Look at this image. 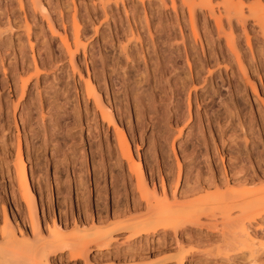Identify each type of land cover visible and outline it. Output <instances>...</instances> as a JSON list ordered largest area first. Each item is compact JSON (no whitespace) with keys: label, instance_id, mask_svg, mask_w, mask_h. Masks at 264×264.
I'll list each match as a JSON object with an SVG mask.
<instances>
[{"label":"rangeland","instance_id":"obj_1","mask_svg":"<svg viewBox=\"0 0 264 264\" xmlns=\"http://www.w3.org/2000/svg\"><path fill=\"white\" fill-rule=\"evenodd\" d=\"M175 2L176 5L173 8L171 0H0L2 12V19L0 20L2 40L0 42V151L2 152L1 147L12 150V155L7 157V161H5L4 154V158L0 155L1 159H4V166H8H5V170H0L1 264H9L8 260L13 256L23 258L43 250V241L50 245L46 248L51 260L48 261V264H179L178 259L180 257H183L182 264H264V213L250 222H246L244 219L247 232L238 233L239 235L234 233L229 225V228L224 226L217 214L216 217H202V221L205 223L211 222L208 225L186 224L176 231L159 228L151 236L142 234L137 238H132V228L127 231H112L115 238L112 240L111 250L105 251L103 249L104 239L97 242L91 241L86 249H80L77 238L79 235L89 231L106 235L115 226H131L148 219H154L150 214L116 216V208L128 209L130 207L128 205L127 208L123 207L125 205H120L123 204L121 202L120 207H116L118 199L114 195L116 190L112 187L113 179L111 177L118 175L117 167H114L110 173L108 172L105 180L106 188L97 190L94 184V170L99 163L97 160L102 161L101 156L96 154V163H91L90 147L87 141L88 129L87 127L81 129L74 122V117L68 114L73 109H77L78 105L83 106L84 98L89 101L90 111L94 109V100L97 97H100L103 103L113 110L114 122L112 124L101 123L103 127L102 136L104 138L105 132L115 146L118 145L119 141H123L126 151H129L132 156L135 167L136 163L141 160L143 170L149 173L150 170L157 171L158 165L162 167L172 165V179L176 180L178 174L179 178L177 183L174 182L170 186L167 182L169 198L170 196L180 198L181 195H185L184 188H182L185 184L188 183L186 188L190 187L195 175L203 178L209 172L204 167L205 165H202L205 164L203 162L194 166L196 169H189L191 165L187 160L182 159L181 154V149L187 144L192 147L193 143L195 145L197 143L200 148L204 147L203 138L199 136L201 133L198 132L201 125H204L207 141H210V135L213 132L210 134L209 130L218 129L217 124L221 126V123L222 125L228 123L227 120H230V117L235 125H238L241 119L243 120V117L240 119L236 114L240 108L243 109L242 113L246 114L250 109L252 110V107L256 108V105L260 104L264 113V67L261 68L264 66V37L260 31L261 24H258L255 18L249 15L250 10L248 8L249 5L255 6L256 10L261 9L264 14V0H233L234 3L241 2L243 4L242 12L243 15L247 16L244 22L238 21L237 15L231 12L234 24L233 22L230 24L222 14V23L226 32L228 34L232 32L234 44L235 46L238 45L236 48L242 68L236 67V70L246 83L245 91L242 93L243 96L239 102L234 101L230 85L226 82L222 84L217 78L213 86L220 88L218 96H214L212 105L200 109L198 96L191 86L193 95L190 104L188 105L187 101L185 105V118L187 120L184 124L175 125L173 118L168 122L165 117L168 107L171 108L175 103L173 100V103L168 105L170 93L166 94L163 91L159 93V98L154 96L151 82L144 83L142 89L137 87L143 82L140 84L137 82L135 73H133L135 69L131 67L134 63L125 64L118 46H122L130 40L128 51L130 54L136 52L140 46L139 39L136 38L138 35L136 21L139 18L144 21L142 24H145L146 20L150 24L151 30L146 29V34H141L145 43L160 41V36L165 34L162 27L174 23L176 17L181 18L182 13L188 24V7L182 5L180 0H175ZM212 2L217 9L220 8L218 10H222L220 6L223 0H212ZM216 8L215 13L218 15L219 11ZM153 14L156 15L153 16ZM10 20H13L14 25L8 24ZM199 21L197 28L201 29L203 20ZM211 22L213 23V20ZM173 25L175 31L174 36L172 34L173 39L172 37L171 39L180 44L183 53L184 46L178 37L180 28L176 24ZM76 30L79 31V39L82 43L75 51L73 40ZM64 36L70 39L69 42L72 43L74 55L63 45L62 38ZM222 42L225 43L223 38ZM10 46L16 47V49L20 48L21 53L17 59L10 55ZM197 49L201 53L199 44ZM137 51V55H141L139 49ZM120 54L121 58L118 57ZM258 55L262 58L261 61ZM182 57L186 71L187 58L184 54ZM102 59L105 62L107 60L105 71L111 69L114 60L118 62L116 67L115 65L113 67L116 70V73H113L117 76L116 81L120 82L122 78L129 77L127 83H130L133 94L120 87L119 84L114 86L113 93L111 83L102 79ZM189 60L191 62L192 57ZM257 60L261 64L260 70L257 67ZM35 67L39 69L38 77L35 75ZM221 68L222 70L219 71L217 68L209 67L214 77L225 72L222 65ZM96 74L101 76L100 80L95 79ZM209 75L207 71H204L203 76L208 78ZM180 76H184V73L180 72ZM209 79L210 77L207 79L208 86L210 85ZM171 81L173 83L172 78L168 85ZM162 83L165 84L164 76ZM195 85L200 86L196 83ZM86 86L91 92L89 95L86 93ZM106 89L109 90L108 93ZM201 92L199 89L197 93L200 94ZM135 97L138 99L136 100ZM142 100L144 101L142 102ZM137 101L138 111L143 107L147 108L150 103V108H147L149 118L144 115V112L138 113V116L135 115L133 104L136 102L135 105L137 106ZM196 109H199V118L195 115ZM221 112L227 114V119H219L218 115ZM82 113L84 115V112ZM190 114L195 115V117L190 118ZM230 114L232 115L230 116ZM253 121L257 125L258 122ZM181 128L183 130L180 133L179 129ZM255 129L254 135L259 136L263 133L260 128V130L258 129V126H255ZM234 132L239 134V139L249 137L242 135L240 130ZM234 132L231 129L226 131L223 134L224 139H227ZM81 139H85V141L81 142ZM161 142L162 144H160ZM19 146L25 160V170L29 173L30 184L24 191L27 200L24 199L23 192L19 189L18 179L21 170L17 158ZM199 147H197L198 150ZM165 150L167 153H164ZM104 151L105 149L101 154H104ZM160 151L163 153L160 154V158H157ZM206 151L209 154L208 150L202 148L199 152L197 151L196 155L203 152L200 155L205 158ZM86 153L87 155L84 156L83 154ZM217 154V164L221 165L220 167L227 165L232 156L228 154L227 150ZM122 161L127 173V163L124 159ZM110 162L114 163L115 158L111 159ZM178 165L181 166V170H178ZM136 170H138L137 167ZM260 171L259 176L262 184H264V178H262L264 171ZM220 172L221 177L224 176V180L221 183L218 182L220 183L217 187L219 189L227 185L236 186L237 181L239 185L241 184L239 180L252 174L251 170L249 173L241 171V174L236 176V172L240 173V170H236L235 174L231 175L229 172L227 184V170ZM74 174L76 177L77 175L81 176V183L84 180L86 182L80 186L77 185ZM260 174H263L262 177ZM149 175L150 173L147 174L148 177ZM128 177L130 182L132 181L131 185L135 186L136 176L129 173ZM157 177L155 188L160 193L163 191V187L159 176ZM150 185L149 189H152L154 184ZM117 188L119 189L120 186ZM30 189L33 190L35 197L30 195ZM122 193L123 190L120 189L117 192V197L119 198ZM205 194L203 190L201 195ZM189 199L190 197L186 196H182L180 199L187 200L181 208L182 210L189 211L195 208V202H189ZM236 213V210L232 211L231 216ZM36 217L38 218L36 219ZM213 218H216V221ZM36 221H39L42 231L41 239L37 242H35L36 237L32 232V227ZM212 221L215 222L212 223ZM229 229H231L232 234ZM241 234L244 237L243 235L238 237ZM231 235L233 237L238 236L233 239ZM68 244L73 246L77 244L79 249L69 254L65 246ZM58 246L63 247L65 251L57 253ZM98 247L103 248L100 249L97 256L89 260L87 254H93L92 251Z\"/></svg>","mask_w":264,"mask_h":264},{"label":"bare ground","instance_id":"obj_2","mask_svg":"<svg viewBox=\"0 0 264 264\" xmlns=\"http://www.w3.org/2000/svg\"><path fill=\"white\" fill-rule=\"evenodd\" d=\"M171 2H172L173 8H175V5H176L175 0H171ZM180 3L182 5H184L185 7H188V10H189V12H188V24L184 20V14L182 13L181 18L176 17L174 23H169V26L167 24L165 26L163 25L164 28L162 27V29H164L163 31L165 34L163 33L164 35L160 36V38H161L160 41H158L157 43H155V42L145 43V41H143V39L141 38V34H146L145 33L146 29L148 31L151 30L149 21L146 20L145 24H142V22H144V21H142L140 18L137 20V18H136V20H137L136 24L138 25V26L136 25V31L138 34L136 38L139 39L140 46L138 49L141 52V55H137V52H138L137 47H136L137 50L135 49L136 52H134V54L133 53L130 54V52L128 51L129 45H130L129 44L130 40H128V43H126L122 46H118L119 52L124 57L123 59L125 61V64L129 65V62L134 63V65H132L131 67L133 69H135V71L133 73H135L134 75L137 78V82L139 84L143 82L142 85L137 86L139 89H142L144 87V83H147V82L150 83L151 82L152 83V90L155 94L154 96H158L159 93L163 92V91H164L163 93H166V94L168 92L170 93L169 98L167 96L168 105L171 102L173 103V100L175 101V103L173 104V106L171 108L168 107V111H167V113H165L166 114L165 117H166V120L168 122H170L171 118H173L175 125L184 124L185 121L187 120L185 118V105H186L187 101H188V105L190 104L189 102L191 101V97L193 95L192 90L190 89L191 86L193 87V91L196 94V96H198L197 97V99L199 100L198 107H200V109H202L203 107H207L209 105H212V103L214 101V96L215 95L218 96L220 88L219 87L215 88V85L213 86V83H215V80L217 78H219V81L222 84L226 82L230 85V87L232 88V89L230 88L232 91L231 95L233 96V99L236 102L237 101L239 102V100L242 98V96H243L242 93L245 91V87H246L245 80L242 78V76L236 70V67L242 68L241 59H240V56H239L237 48H236V46H238V45L235 46V44H234L235 42L233 41L232 32H230L228 34L226 32L224 26H223V23H222V14L226 17V19H228V22L230 24L233 22L232 17H231V12H233L235 15H237L238 21H241V22L246 21L247 16L243 15V12H242L243 4L241 2L234 3L233 0H223L222 4L220 6V7H222V10H218L220 8L217 9L216 6L213 5L212 0H180ZM215 8L217 9V11H219L218 15H216V13H215V11H216ZM248 8L250 10L249 15L251 17L255 18V20L257 21L258 24H261L260 31L264 37V14H263V11L261 9L259 11L256 10L255 6H252V5H249ZM131 10H133V9H131ZM154 10H156V9H154ZM221 12H223V13H221ZM134 14L135 13L133 12V15ZM155 15L153 14V16H155ZM1 19H2V12L0 10V20ZM151 19L153 20V18H151ZM151 19H150V23H151ZM201 19L203 20V23H202L201 29H199V28H197V23H199L200 22L199 20H201ZM13 20L15 21V19H13ZM13 20L8 21V24H10V26L14 23V22H12ZM211 20H213V23L211 22ZM173 24H176L180 28V33H178L179 35L177 33L176 34L180 38L181 44L184 46V52L183 53L181 52L180 44L177 41H172V39H173L172 34L175 31ZM233 24H234V22H233ZM28 30H29V28H28ZM173 36H174V34H173ZM116 37H117V34H116ZM121 37H122V35H121ZM171 37H172V39H171ZM222 38L225 40L224 44L222 42ZM69 40L70 39L67 36H64L62 38V43L66 47V49L69 52H71V54H73L72 45H71L72 43L69 42ZM1 41L2 40H1V31H0V42ZM239 42L241 43V41H239ZM80 43H82V42H80V39H79V31L76 30L75 34H74V40H73V47L75 48V51L81 45ZM198 44H199V47H201V53L197 49ZM239 46H240V44H239ZM9 49H10V55H12L13 58L17 59L19 53H21L20 48L16 49V47L13 48L12 46H10ZM255 49H256V47H255ZM245 50H244V53L246 52ZM0 52H1V49H0ZM121 54L118 57L121 58ZM183 54L187 58L186 59L187 60L186 71H185V66L183 64V60H182ZM190 57H192L191 62L189 60ZM261 59L262 58L260 57L259 60L261 61ZM1 61H3L2 58H1ZM104 62L105 61L102 59V71H103L102 79L106 80L105 82L109 81L111 83V88L113 90V93H114V86H117L118 84L120 85V87L125 88L126 91H128L129 93H132L133 89H132V87H130V83H127L129 77L126 76V78H122V80L120 82L116 81L117 76H116V74H113L116 70L113 67H114V65L116 67L118 62H115V60H114L113 65L111 66V69H109V70L106 69V71H105V68L107 67V63H106L107 60L105 63ZM257 62H258V60H257ZM259 62L257 64V67L260 70L259 67L261 64ZM111 63H112V61H111ZM179 64H181V65H179ZM221 65L224 67L223 70H225V72L224 73L222 72L220 75L214 77L213 73L209 69V67L217 68L220 71V70H222ZM263 67L264 66H262L261 68H263ZM28 68H29V66H28ZM178 69L180 71H177ZM204 71H207L210 74L209 75V77H210V79H209L210 85L209 86H208V81H207V79L209 77L207 78V77L203 76ZM180 72L184 73V76L181 77ZM129 74H130V72H129ZM35 75H36V77H38V75H39V69L37 67H35ZM95 76H96L95 79L100 80L101 76H99V74H96ZM163 76L165 78V84L162 83L163 82ZM171 78L173 79V83L171 81V83H169V85H168V82H169V80H171ZM161 83H162V85H160ZM195 83L200 85V86L197 87L195 85ZM216 83H217V81H216ZM162 89H164V90H162ZM199 89L202 91L200 94L197 93ZM106 90L108 93L109 90L108 89H106ZM86 93L88 95L91 93L89 91L88 86H86ZM146 95H148V94H146ZM106 97H107V95H106ZM104 98H105V96H104ZM138 98H139V96H138ZM138 98L135 97L136 100ZM158 98H159V96H158ZM160 98H162V97L160 96ZM171 98H172V100H169ZM147 100H150V98H147ZM143 101L144 100H142V102ZM63 103H65V102H63ZM88 104H89L88 99L84 98L83 99V106L78 105L77 109H73L71 112H68V114H70V116L74 117L73 120H74V122H76L77 126L79 125L81 127V129H83L84 127H87V129H88L89 133L87 135V141H88L89 147H90V153H91V159H92L91 163L95 162L96 154L101 156L102 161L100 162L97 160V162H99V163H97V167L94 170V184H95L97 190H101V189L106 188L105 180H106V176H107L108 172L110 173L111 171L114 170V167H117L118 172H119L118 175H116L115 177L114 176L111 177L113 179V181L111 182L112 187L116 190V192L114 191L115 194L114 193L113 194L115 195L116 199H118L117 200L118 205L116 207H120V205H125L123 207H126V208H127V205L130 207H128V209L116 208L115 209L116 216H118V215H126L127 216L129 214L131 216L132 215L137 216V215H141V214H150V216H152L154 218V219L145 220L143 222H139V223L131 225V226H115L106 235H101L98 232L94 233L92 231L91 232L89 231L87 233H84L82 235L77 236V238L79 239L80 249H83V248L86 249V246L91 241L97 242V241H101V239L105 240L104 248L98 247V248L94 249V251H92L93 254H89V255L87 254L89 260L91 258L93 259V257L97 256L99 254L101 248H103L105 251L111 250V248H112L111 243H112V240L115 238L112 235V231L113 232H115L117 230L127 231V230L132 228L133 229L132 238H137L138 236H140L142 234H146L147 236H151V235H154L158 231L159 228L164 229V230L171 229V230L176 231L177 229H179V227L186 226V224H189V225L196 224V226L197 225H205L207 223L202 221V217H206V218H207V216L216 217V215L218 214V217L220 216V218H221L220 221H221V223L223 222L224 226L228 227V225H229V227L232 229V231L234 233L240 234V233H246L247 232V225H245L246 222H250L253 219H255V217H257L258 215L264 213V184H262V181H261L260 176H259V173L261 172L260 170L264 171V113L262 111L260 104L256 105V108L252 107V110L250 109L248 111V113H246V114L242 113L243 109L240 108L238 110V112H236V114L238 117H240V119L243 117V120L241 119V122L238 123V125H235L233 119L230 117L229 118L230 120H227V122L229 121L228 123H223V125L221 123L220 124L221 126H219V124H217L216 126L218 127V129L215 128L216 129L215 130L212 127H211L212 129H210V130L208 129L210 134H211V132H213V134H211L212 136L210 135V139H211L210 141H207L208 139H207L206 130H205L204 125H201L198 128L199 131L198 130L197 131L199 132V134L201 133V135H199V136H202V138H203L202 144L204 145V147L202 145L201 146H202V148H205L206 150H208L209 154L206 151L205 152V154H206L205 158L202 155H200L203 152L200 153L199 155H196L197 151L199 152L202 149L199 147L200 145L197 143H196V145L193 143L192 147H190V145H188V144L185 145L184 148L181 149L182 153L181 152L180 153L182 154V157H183L182 159L184 161L187 160L189 165H191L189 167V169L195 168L194 166H196L199 162H203L205 164H202V163L201 164L203 166L205 165L204 167L209 172L206 175V177H203V178L195 175L194 181L193 182L191 181L192 182L191 186L189 185L190 187H187V188L185 187V186H188V183L186 182L187 184H185V186L182 187V188H184L183 192L185 193V195L184 194L181 195L180 198H177L175 196H172V197L170 196V198H169V196L167 195L168 186H170L172 183L174 184V182L177 183V179L179 178V174H178V178L176 180L172 179V176H173V173L171 172V170H172L171 166L172 165L171 166L168 165L169 167L168 166L162 167V166L158 165V170L157 171L156 170H154V171L150 170L151 172H149L150 175L148 177L147 174H149V173H146V171L143 170L142 161L140 160L136 163V167L138 169V170H136V167L132 162V156L129 153V151H126L124 142L119 141L118 145L115 146L112 144L111 139L107 136V134L104 131H103L105 134L104 138L102 136V128L103 127H102L101 123L108 122L109 124H112L114 122L115 114L113 113V110L110 107H107V105L105 103H103V101L101 100L100 97L95 98L94 109H92V111L89 110ZM135 104H136V102H135ZM135 104H133L134 109H135V115L138 116L137 115L138 113L144 112L145 113L144 115L146 117H148V115H149L148 111L149 110L147 108L149 107L150 103L148 104V107H147L146 103H144L147 108L143 107L142 108L143 110L141 109L139 111L137 110V109H139L138 108V101H137V106ZM122 111H125V110H122ZM82 112H84V115ZM198 114H199V109H196L195 115H197V117L199 118ZM232 114H230V116ZM195 115L192 116L190 114V118L192 117V119H193V117H195ZM218 116L220 117L219 118L220 120L221 119H223V120L227 119V114L225 115L224 112H221ZM257 117H258V120H257ZM202 118H203V116H202ZM136 119H137V117H136ZM71 120H72V118H71ZM253 120L258 122L257 125L254 123ZM254 124H255V126H258V129L260 128L261 131L263 132L261 135H259V136L254 135L255 130H256ZM214 127H215V125H214ZM230 129L232 130V132H234L235 130H240L242 135H248L249 137L239 139V134H235V132H234L232 135L230 134L229 137H227V139H224L225 137L223 136V134ZM182 130H183L182 128L179 129V132L181 133ZM196 138H198V137H196ZM199 138H201V137H199ZM80 141L84 142L85 139H81ZM189 141H190V139H189ZM157 143H158V141H157ZM160 144H162V142ZM197 145H199V146H197ZM196 146L199 147V150L197 149ZM161 147L163 148V146H161ZM189 147H190V149H189ZM104 149H105V151H104L105 153L101 154V152ZM1 150H2V152L0 151V153H2V154H0V155H2L3 158L5 155V161H7L6 160L7 157L9 158V156L12 155V150L2 149V147H1ZM167 150H169V149H167ZM226 150H227L228 154H230L232 156L229 158L227 165H224V166L222 165V167H220L221 165L219 166V164H217L218 163L217 159H216V156L218 155L217 153L218 152H224ZM165 152H166V150L164 151V153ZM162 153L160 151V153L157 155V158H160V154L162 155ZM83 155L85 156V155H87V153L83 154ZM168 157H167V159H168ZM201 157L203 158V160ZM17 158H18V166L21 168L20 173H19V179H18L19 189L23 192L22 195H23L24 199L27 200V195L24 193V191L26 190V188L30 184L29 173L27 170H25V160H24L23 154L20 150V146H19ZM113 158H115V162L111 163L110 160ZM200 158H201V161L199 160ZM123 159L127 163V167H128L127 173L128 174L130 173V174L136 176L135 186L131 185L132 181L130 182L128 174L124 170L123 161H122ZM3 161H4V159H1V156H0V170H5L6 165L4 166ZM159 161H160V159H159ZM166 162H167V160H166ZM83 164H85V163H83ZM159 164H160V162H159ZM99 166H100V168H99ZM6 167H8V166H6ZM180 167L181 166L178 165V168H179L178 170H181ZM219 170L220 171L221 170H227V184L229 181V179H228L229 172L231 175V174H235L236 170H240V173L236 172V174H235V176H236L237 174H241V171H246L245 173H249L251 170L252 174L249 176L243 177L242 179L239 178L242 180V181L239 180L241 183L239 185H238L239 182L237 181L236 186L234 185V186L230 187L229 185H227V186L219 189V188H217L218 185L222 182V180H224L223 179L224 176L221 177V172ZM75 174H74V177H75V180L77 182V185L80 186V184H83L84 182H86L83 179L84 181L82 180L83 183H81V181H80L82 179L81 176L77 175V177H76ZM197 175H199V174H197ZM223 175H224V173H223ZM262 175H261V177H262ZM157 176H159V180H161V184L163 187V191H161L160 193L157 190V188H155L157 186V185H155L156 179H158ZM262 178H264V175ZM263 181H264V179H263ZM102 182H103V185H101ZM167 182H168V186H167ZM218 182H220V183H218ZM149 183L154 184L152 189H149V185H150ZM119 186H120V188L118 189L117 187H119ZM150 186H152V185H150ZM81 188H83V187H81ZM108 188H109V186H108ZM120 189L123 190V193L120 194V196L118 198L117 192ZM203 190L206 193L205 195H201ZM181 192H180V194H182ZM29 193H31L30 195L35 197V194H34L32 189H30ZM137 194H138V196H137ZM125 196L127 198H124ZM182 196L190 197V199L188 200L189 202H195V208L193 210L184 211L181 209L183 207V205L186 204L185 202H187V200H185V201L180 200V199H182ZM124 199H125V201H124ZM120 202L123 204H120ZM143 203H144V206H143ZM235 210L237 211V213L234 216H231V212L235 211ZM37 218L38 217H36V219ZM99 219H100V217H99ZM244 219H246V222H244L245 221ZM214 220L216 221V218ZM215 221H212V223H214ZM209 223H211V222H209ZM224 228H226V227H224ZM231 229H229L230 233H231ZM32 232L34 233V235L36 237L35 242H37V240L41 239L40 237L42 236L41 235L42 231H41V226H40L39 221H36L34 223V225L32 227ZM242 235L243 234H241L238 237H241ZM231 236H230V238L232 239L233 236L232 237ZM237 236L233 237V239L237 238ZM243 237H244V235H243ZM246 237H248V236H246ZM42 243H43L42 247H44L43 250H40V251L32 254L31 256H27V257H23V258L13 256L12 258H10L8 260L9 264H48V261L50 260V258L46 252V248L50 247V245H49V243L44 242V241ZM69 244L65 245L66 250L68 251L69 254H72L77 249H79V247H77L78 246L77 244L75 246L69 245ZM62 245H64V244H62ZM64 251L65 250H63V247H59L57 253L64 252ZM182 260H183V257H180L178 259L179 264H182ZM0 264H1V261H0Z\"/></svg>","mask_w":264,"mask_h":264}]
</instances>
